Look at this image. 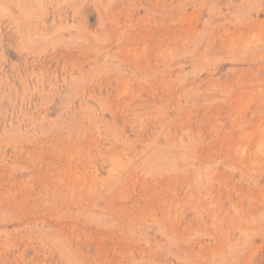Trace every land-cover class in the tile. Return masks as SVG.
Returning <instances> with one entry per match:
<instances>
[{"label":"rangeland","instance_id":"rangeland-1","mask_svg":"<svg viewBox=\"0 0 264 264\" xmlns=\"http://www.w3.org/2000/svg\"><path fill=\"white\" fill-rule=\"evenodd\" d=\"M0 264H264V0H0Z\"/></svg>","mask_w":264,"mask_h":264}]
</instances>
